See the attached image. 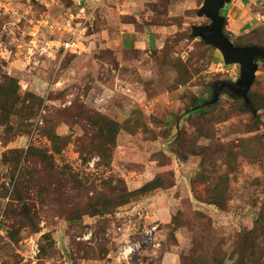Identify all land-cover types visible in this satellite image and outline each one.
<instances>
[{
  "label": "rangeland",
  "instance_id": "374dc122",
  "mask_svg": "<svg viewBox=\"0 0 264 264\" xmlns=\"http://www.w3.org/2000/svg\"><path fill=\"white\" fill-rule=\"evenodd\" d=\"M202 3L0 0V101L12 98L0 110V264H125L124 229L148 224L160 250L130 264H264V62L255 115L226 93L193 114L213 84L240 76L191 37L209 24ZM220 14L233 45L264 48V0ZM134 15L140 27L124 24ZM148 24L164 27L150 42L135 33Z\"/></svg>",
  "mask_w": 264,
  "mask_h": 264
},
{
  "label": "water",
  "instance_id": "95a60500",
  "mask_svg": "<svg viewBox=\"0 0 264 264\" xmlns=\"http://www.w3.org/2000/svg\"><path fill=\"white\" fill-rule=\"evenodd\" d=\"M230 2L231 0H203L197 16L205 18L209 21V24L191 27V37L201 40L206 46L212 47L219 52L225 66L237 65L240 68V76L237 82L216 83L212 88V100L203 104L201 108L216 104L220 94L226 93L232 98L242 99L245 106L255 115L256 111L252 109L249 100V92L255 81L258 63L264 62V48L234 46L225 37L223 33L225 17L220 14V11Z\"/></svg>",
  "mask_w": 264,
  "mask_h": 264
},
{
  "label": "trees",
  "instance_id": "16d2710c",
  "mask_svg": "<svg viewBox=\"0 0 264 264\" xmlns=\"http://www.w3.org/2000/svg\"><path fill=\"white\" fill-rule=\"evenodd\" d=\"M122 17V16H121ZM125 17H127V16H123V18H125ZM130 17H134V18H132V22H125L124 24H133V25H135V27L137 26H139L140 27V24H139V21L137 20V18L135 17V16H130ZM228 23V18H226L225 17V25H224V30H223V33H224V35H225V37L226 38H228V36L225 34V28L227 27V24ZM148 26H153V25H150V24H148ZM158 27H162V26H158ZM136 30V29H135ZM142 30H144V27H142V29L141 30H138V32L137 33H141L142 32ZM201 41V40H200ZM202 42V41H201ZM203 44H204V42H202ZM205 45V44H204ZM206 46V45H205ZM234 46H236V45H234ZM249 46H256V47H260V46H258L257 44L256 45H249ZM207 47H209V46H207ZM209 48H212V47H209ZM212 49H214V48H212ZM215 50V49H214ZM181 66H183L181 63L179 64V65H176V67L179 69V70H182L181 69ZM184 73H185V70H184ZM187 73V72H186ZM182 77V76H181ZM220 81H218V82H216V83H219ZM12 83V82H11ZM215 83V84H216ZM215 84H213L212 86H214ZM9 85H11L10 83H9ZM9 85H6L8 88H10V86ZM213 88V87H212ZM11 89V88H10ZM212 91H213V89H209L208 90V93H210L211 94V96H212ZM10 90H6V91H3V94H5L4 95V99H3V102H1L0 101V110L1 111H4L5 109H6V104L8 103V102H11L12 101V98L10 97ZM258 96V94H256V92H249V100H250V103H251V107H252V109L254 110V111H258L259 110V107H258V105H257V103H256V97ZM231 99H233V100H235V101H238V102H240V105L242 106V108L244 109V111H250L251 112V110L248 108V107H246L245 106V104H244V101L242 100V99H239V98H232V97H230ZM206 103V101L203 99V98H201V99H197V100H195V102H194V104H193V108L195 109V108H197V110H193L194 112H193V114H199V115H206V114H208L209 113V109L212 107V106H208V107H205V108H201L202 106H203V104H205ZM262 103L264 104V101H262ZM252 113V112H251ZM7 119V118H6ZM102 120H103V122L104 123H106L107 125H111V129H110V131L114 134V135H116L117 133H118V131L120 130V128H119V125L118 124H116V123H114V122H112V121H109V120H107L106 118H102ZM46 135L48 136V138L50 139V141L52 142V143H60V144H62V145H64L65 146V139H63L61 136H58V135H56V134H54V133H52V132H49V133H46ZM110 143L112 144V146L114 145V142H115V138H114V136H110ZM55 152L58 154V153H60L61 152V148H57V149H55ZM42 154V158L44 159L45 158V155H44V153H41ZM105 155H106V153H105ZM105 155H101V157L103 158V160H105V163L108 165V163L110 162L109 160H108V158H109V156H105ZM158 179H154L153 181H151V182H149V183H147V184H145L143 187H141L140 189H138V190H136V191H132V192H127V191H125V190H123V191H121V194H118L117 196H116V198H117V203H118V205H124V204H126L128 201H129V199L130 198H132V197H135V196H137V195H140V194H144V193H147V192H150V191H152V190H155V189H158L160 186L158 185ZM218 204V203H217ZM105 212H95V214H104ZM74 218H72L71 220H75V219H77V218H75V216H73ZM176 229V228H175ZM212 264H222V263H219V261L218 260H216V259H213L212 260V262H211Z\"/></svg>",
  "mask_w": 264,
  "mask_h": 264
},
{
  "label": "built area",
  "instance_id": "2783aa9c",
  "mask_svg": "<svg viewBox=\"0 0 264 264\" xmlns=\"http://www.w3.org/2000/svg\"><path fill=\"white\" fill-rule=\"evenodd\" d=\"M66 46L69 47V44H66ZM131 212L135 215L136 222L146 219V216L140 210L131 209ZM158 228L157 224H148L134 231V227L126 226V229H124L126 234L123 235L124 243L118 251L115 261L117 263L130 264L134 257L146 250L155 253L160 250L161 244L156 237L157 232H159ZM118 230H121V228ZM138 230L141 232H136ZM132 232L134 233L132 234ZM125 238H128V240L125 241Z\"/></svg>",
  "mask_w": 264,
  "mask_h": 264
},
{
  "label": "crops",
  "instance_id": "0c3cea01",
  "mask_svg": "<svg viewBox=\"0 0 264 264\" xmlns=\"http://www.w3.org/2000/svg\"><path fill=\"white\" fill-rule=\"evenodd\" d=\"M97 1H98V0H97ZM101 1H103V0H101ZM135 5H137V4L135 3ZM123 16H124V14H123ZM134 16H135V15H134ZM126 28H127V26L125 27V29H126ZM162 30H164V27H158V26H147L146 28H144V30H143L142 33H137L136 31H135V33H136L137 35L143 34L142 36L146 35L147 38L149 39V42H150V38H151L152 36H153V38H154V37L156 38V36L159 35V33H160Z\"/></svg>",
  "mask_w": 264,
  "mask_h": 264
}]
</instances>
